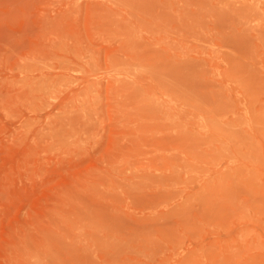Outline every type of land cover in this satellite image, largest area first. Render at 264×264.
I'll return each instance as SVG.
<instances>
[{"label": "rangeland", "instance_id": "rangeland-1", "mask_svg": "<svg viewBox=\"0 0 264 264\" xmlns=\"http://www.w3.org/2000/svg\"><path fill=\"white\" fill-rule=\"evenodd\" d=\"M0 0V264H264V0Z\"/></svg>", "mask_w": 264, "mask_h": 264}, {"label": "bare ground", "instance_id": "bare-ground-1", "mask_svg": "<svg viewBox=\"0 0 264 264\" xmlns=\"http://www.w3.org/2000/svg\"><path fill=\"white\" fill-rule=\"evenodd\" d=\"M256 4H258V1L256 0Z\"/></svg>", "mask_w": 264, "mask_h": 264}]
</instances>
